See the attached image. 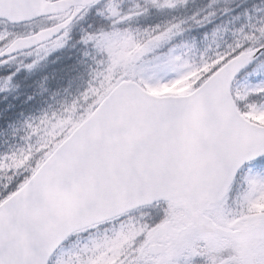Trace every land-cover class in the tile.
<instances>
[{
    "label": "snow or ice",
    "instance_id": "1",
    "mask_svg": "<svg viewBox=\"0 0 264 264\" xmlns=\"http://www.w3.org/2000/svg\"><path fill=\"white\" fill-rule=\"evenodd\" d=\"M0 264H264V0H0Z\"/></svg>",
    "mask_w": 264,
    "mask_h": 264
}]
</instances>
